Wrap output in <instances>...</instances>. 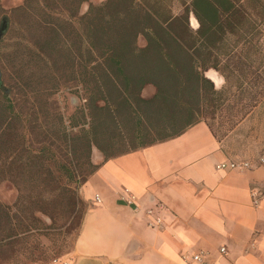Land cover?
<instances>
[{
	"label": "trees",
	"instance_id": "16d2710c",
	"mask_svg": "<svg viewBox=\"0 0 264 264\" xmlns=\"http://www.w3.org/2000/svg\"><path fill=\"white\" fill-rule=\"evenodd\" d=\"M85 2L22 0L11 9L12 26L0 39L11 49L5 60L11 63L13 76L8 78L14 81L12 86L3 79L0 84V177L13 168L18 192L33 168L39 170L33 174L41 181L56 183L51 167L71 178L55 156L61 144L69 153L79 146L88 151L91 145L105 152L95 138L99 121L117 126L124 119L133 122L136 138L151 131L154 140H162L219 110L230 113L235 124L264 98V0H103L88 2L80 13ZM190 15L196 27L190 25ZM30 33L39 38L35 43ZM139 37L142 46L137 44ZM32 63L45 80L38 83L40 88L32 86ZM208 69L222 76L220 89L204 76ZM147 84L155 92L142 98ZM68 86H80L90 127L70 134L53 113L57 130L41 132L38 146L31 148L25 144L27 115L15 95L30 98L41 109V99ZM11 87L18 90L11 94ZM108 145L109 141L104 146ZM30 179L34 180L32 174ZM36 201L18 194L14 213L0 204V248L10 254L5 259L31 257L25 241L40 223L34 215ZM79 201L74 193L59 199L70 224L82 219L75 210Z\"/></svg>",
	"mask_w": 264,
	"mask_h": 264
},
{
	"label": "crops",
	"instance_id": "0c3cea01",
	"mask_svg": "<svg viewBox=\"0 0 264 264\" xmlns=\"http://www.w3.org/2000/svg\"><path fill=\"white\" fill-rule=\"evenodd\" d=\"M190 25H197L192 15ZM204 76L215 89L224 83L213 69ZM154 92L147 84L140 96ZM262 109L264 100L221 139L207 121L154 140L151 131L136 138L133 122L119 120L105 152L91 148L95 169L79 187L88 209L66 254L70 264H195L190 256L200 251L203 264H264V167L215 168L257 157L259 147L245 145L241 135L256 128ZM148 209L161 218L159 225L149 224Z\"/></svg>",
	"mask_w": 264,
	"mask_h": 264
},
{
	"label": "rangeland",
	"instance_id": "374dc122",
	"mask_svg": "<svg viewBox=\"0 0 264 264\" xmlns=\"http://www.w3.org/2000/svg\"><path fill=\"white\" fill-rule=\"evenodd\" d=\"M102 1L103 0H88V2L93 4H98ZM21 2L22 0H0V22L2 18H7L8 20V28L1 38L6 36L12 26V23L10 22L11 9L20 5ZM88 2L81 5L79 10L80 13L86 11ZM16 28H19L21 34H26L24 28L22 26L20 27L19 24H17ZM29 36H31L30 40L32 43H35L36 40L39 39H37L36 33H30ZM137 44L142 46L144 40L139 37L137 39ZM10 51L11 49L7 44L4 45V43H0V59L3 63H0V66H5V72L4 69L3 72L0 71L1 80L3 79L7 86H12L11 84H14V81L9 80L8 78L13 76L10 67L11 63L8 60H5V58L9 59L8 54ZM2 55L5 56L3 58L5 64L2 60ZM32 64V70L34 72L31 81L32 86L40 88L38 83L45 80L40 79L42 78V73H40V70H36V68H38L37 64ZM207 75L217 80L216 84L220 82V79L217 78L218 76L215 75L214 72L210 71ZM15 90H18V88L14 89V87H11V94H14ZM6 92H8V89H6ZM15 96H17L15 98H17L19 109L23 112V115H27L26 118L28 119V124L25 126L27 132L25 133V136L28 142H25V144H30L31 148L38 146L36 140L42 138V135H39L41 132L44 131L50 134L57 130L56 119L55 116H53V113L61 117L66 132H69L70 134L77 133L81 128L88 129L90 127L91 121L88 117L86 102L82 96L80 86H68L64 89L61 88L56 92L47 94L46 101H42L41 99V109H38V103L34 102L31 104L32 100L30 98L26 100V96ZM262 100H264V98L260 101ZM31 110H34L35 112L31 113ZM261 111L264 112V109ZM262 112L261 114L264 116V113ZM206 121L218 139L224 138L237 124L233 123L231 114L225 110L209 113L206 115ZM257 122L258 124L256 128H252L253 131L247 130L244 132V134L241 135V139L243 138V141L248 139L249 143L245 142V145L248 144V146L252 145L254 147H259V151L257 152L258 157L264 153V118L258 119ZM116 129L117 126L113 125L111 121H104L102 123L99 121V126L95 128V130H97L95 138L102 146H104L110 137L114 138L113 136H115ZM242 142H240V144H242ZM93 146L95 145H91L88 151L84 150L81 146L76 147L73 153H69V150L62 147V144L59 148H55L56 158L68 168L67 170L71 174L70 181L64 176V173L58 171L59 169L57 167H51L50 169L51 176L55 177L56 183L53 179L48 178L41 181V177L38 180L33 173L35 170L36 172H39V170L33 168L32 173L29 174L33 175L34 180L30 179L27 181L29 174H26V176H24V183L19 185L22 190L20 193L13 180V178H15V171L13 168H11L9 174L6 173L7 175L4 178L0 177V204L10 206V213L16 212V208H13L12 205L18 194L25 198H35L37 201L34 207L36 210L39 208L44 212L40 213L36 210V212L34 211V215L38 218L40 223L37 224L38 229L33 230L31 235H29L25 241V244L30 246L32 253L31 257L26 258L24 255H17L15 258L10 257L9 259H5V256H9L10 254L7 250H2L0 248V264H37L47 262L54 257L64 256L71 250L80 228L81 217L77 218L73 224H70V218L65 214V209L59 202V199L66 197L71 193L73 195L74 193L75 198L80 200L76 205L75 210L80 211V214L82 215L88 209V203L79 195V187L83 180L86 179L94 169V165L90 163V152ZM256 158H249L246 160H255ZM52 198L57 199L55 201V199L52 200ZM1 222L2 220L0 218V224H2Z\"/></svg>",
	"mask_w": 264,
	"mask_h": 264
},
{
	"label": "built area",
	"instance_id": "2783aa9c",
	"mask_svg": "<svg viewBox=\"0 0 264 264\" xmlns=\"http://www.w3.org/2000/svg\"><path fill=\"white\" fill-rule=\"evenodd\" d=\"M254 166L264 167V153L259 155L255 160L233 159V160L220 162L215 165V168L217 170H242V169H249ZM255 195H256L255 193H252V198H253L252 200L254 204L257 203V199ZM131 199L132 196L128 197L126 201L130 202ZM95 201L96 202L99 201V198L97 196L95 197ZM146 214L148 216L153 217V221H151L149 224L159 225L161 223V218L159 216L153 215V210L148 209L146 211ZM219 253H225V248L224 247L219 248ZM205 257L206 254H204L201 251L192 253L190 256V263L203 264ZM37 264H70V259L68 256L64 255V256L54 257L47 262H41Z\"/></svg>",
	"mask_w": 264,
	"mask_h": 264
},
{
	"label": "water",
	"instance_id": "95a60500",
	"mask_svg": "<svg viewBox=\"0 0 264 264\" xmlns=\"http://www.w3.org/2000/svg\"><path fill=\"white\" fill-rule=\"evenodd\" d=\"M7 28H8V20L7 18H2L0 22V38L6 32ZM0 84H1V73H0Z\"/></svg>",
	"mask_w": 264,
	"mask_h": 264
}]
</instances>
